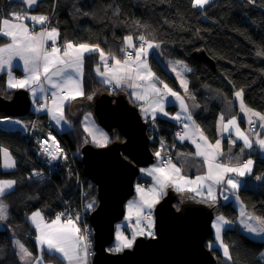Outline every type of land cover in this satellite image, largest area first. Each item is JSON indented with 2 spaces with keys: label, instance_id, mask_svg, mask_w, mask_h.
<instances>
[{
  "label": "trees",
  "instance_id": "1",
  "mask_svg": "<svg viewBox=\"0 0 264 264\" xmlns=\"http://www.w3.org/2000/svg\"><path fill=\"white\" fill-rule=\"evenodd\" d=\"M8 6H12V3L6 2L0 9L7 10ZM26 11L31 15L47 16L51 25L58 28L61 41L98 44L106 53L116 56L120 55L123 38L129 34L133 35L134 41L142 33L149 40L160 43L163 59L181 60L192 69L187 74L188 89L198 105L193 118L210 142L217 138L215 124L219 107L208 98L206 90H215L230 100L234 91L242 89L245 105L258 112L264 111V56L257 55L258 51H264V0H255L253 4L248 0H212L205 10L192 8L191 0H39ZM196 50L205 52L214 63V69L208 63L192 57ZM149 62L160 79L174 91L180 92L176 79L159 60L150 56ZM97 63L96 54L85 57L82 78L85 97L92 95L94 98L103 91L125 95L117 90L109 92L97 80L93 72ZM4 83L2 74L0 96L9 99L13 91H7ZM90 101L81 98L65 106V116L70 126L60 134L62 147L67 151L80 152V147L88 143L81 121L75 117L81 111H92ZM69 109L73 110V116H69ZM167 111L172 113L174 108L167 106ZM5 117L0 112V118ZM20 120L28 128H33L32 133L20 135L19 132L0 127V145L10 150L16 160V168L12 171L0 170V179L17 182L12 192L3 198L8 205L9 217L7 227L0 228V264H20L9 232L24 243L33 255L38 254L27 220L29 214L41 210L46 219H53L65 210V202L74 209L79 200L71 187V172L75 174V170L69 160L51 168L49 181L32 178L35 141L46 134L51 126L49 128L47 115L32 110ZM143 120L150 132L149 148L153 154L161 150V141L165 144L163 153L172 151L176 155V150L183 148L175 141L176 134L180 132L179 124L160 116L154 122L151 119L147 122L145 118ZM109 136L110 143L123 141L117 130ZM249 156L255 162L254 175H264V158L256 150H251ZM75 164L83 176L81 161ZM141 180L139 174L135 182L140 183ZM86 182L89 187L87 199L94 200L96 205V188L87 179ZM239 195L248 212L264 216V181L260 182L258 189L241 188ZM184 201L188 203L193 200ZM215 207L217 214L233 222L222 233L224 242L230 246L232 260H226L212 247L210 251L216 259L215 264H264V260L260 259V254L264 252V241L252 239L239 229L236 223L237 209L230 202L220 201L216 202ZM207 240V245L213 242V235ZM107 249H114V241ZM44 261L61 264L56 256L47 253Z\"/></svg>",
  "mask_w": 264,
  "mask_h": 264
},
{
  "label": "snow or ice",
  "instance_id": "2",
  "mask_svg": "<svg viewBox=\"0 0 264 264\" xmlns=\"http://www.w3.org/2000/svg\"><path fill=\"white\" fill-rule=\"evenodd\" d=\"M212 0H191L194 9L205 10ZM21 3L29 9L37 3V0H21ZM253 4L255 0H248ZM203 14V13H201ZM8 16L0 15V73L7 75L6 87L8 89H24L28 91L35 105L34 111L45 112L55 126L62 127L68 124L65 116V106L78 97L92 100L93 96L85 97L83 90V65L86 55L98 53L99 62L95 72L101 78L100 82L111 89L131 90L128 95L133 103H136L147 122H153L157 113L169 116L165 111V102L168 97H174L179 102L180 112L171 116V119L182 125V131L177 138L183 142L188 140L195 146V153L190 154L202 158V164L206 171L197 175L194 179L182 174L171 156H162L165 144L161 141V150L154 153L157 164L149 168L140 169L147 177H151L152 186L145 188L136 185L138 199L130 201L127 205L128 215L126 220L131 221L135 212V223L131 224V236L121 231L120 226L116 230V247L110 252L119 253L125 249L133 248L137 237L156 238L154 231L155 222L151 210L160 199L167 194V189L172 188L180 193L184 199L196 200L197 203H206L209 207H215L217 202V189L224 200L234 197V202L239 205V223L241 228L253 237L264 240V216L248 212L246 205L241 200L239 191L245 185L244 178L253 177L256 181H264V175H254V160L249 158L242 160L241 156L224 157L222 140L216 139L210 142L204 130L193 118V113L185 102V99L174 91L164 80L153 72L147 57L150 50L160 49V43L149 40L144 34L135 37L129 34L123 38V46L120 49L122 57L106 53L98 44L74 43L65 41L59 44L60 32L56 27H50L49 18L45 15H31L29 13L11 12ZM27 21L28 23H25ZM138 23V22H137ZM37 25L41 26L37 29ZM258 56H264V51H258ZM22 62V63H21ZM172 72L183 88L185 95L191 96L188 89L186 73L192 69L181 60L169 62ZM14 68H22L23 78L13 75ZM103 69V70H102ZM239 100L240 112L247 118V124L254 133V137L240 128V122L236 116L225 120V115L220 114L217 121V131L221 136L229 134L228 143L235 145L242 142L241 155L245 149H252L254 144L261 152H264V138L262 133H256L255 127L264 129V114L247 107L243 100V90L235 92ZM194 99V97H192ZM139 102V103H137ZM90 115L85 120L90 119ZM10 118H0V123L9 122ZM21 125L20 120L11 121ZM27 127V126H22ZM85 132L92 137V142L97 147H106L110 143L107 133L97 128L85 126ZM234 134V139L231 138ZM51 141V143H49ZM40 150L48 160L67 159L64 150L60 147L56 138L49 133L47 139L39 141ZM0 157H2L3 170L16 168V160L7 148L0 145ZM235 160V163L233 162ZM33 176L41 173L33 172ZM15 180L0 179V222L8 220V205L4 203V197L11 193L16 185ZM228 193V195H225ZM95 201L88 203L86 210H92ZM145 209L148 211L145 212ZM36 230V243L38 255L33 253L19 239H13L16 255L21 264H44L45 253L56 256L61 264H88L92 242L87 226L80 227L79 214L74 217L65 213H58L55 219L46 220L43 212L37 210L29 217ZM232 221L223 215H218L212 227L215 230V240L226 260L231 261L230 246L224 242L222 233L225 226H231ZM209 250L213 245L209 244ZM264 260V253L260 254Z\"/></svg>",
  "mask_w": 264,
  "mask_h": 264
},
{
  "label": "water",
  "instance_id": "3",
  "mask_svg": "<svg viewBox=\"0 0 264 264\" xmlns=\"http://www.w3.org/2000/svg\"><path fill=\"white\" fill-rule=\"evenodd\" d=\"M6 2L0 0V6ZM192 57L214 69L203 50L194 51ZM89 107L99 127L109 135L117 130L123 137V141H112L106 147L90 143L80 147L83 177L96 188V205L88 215L93 250L90 264H215L207 239L212 235L216 207L197 200L186 203L172 191L153 208L155 239L137 237L131 249L108 251L115 226L124 218L125 202L134 196L140 168L153 164L155 156L149 148L146 123L127 96L103 91ZM29 111L26 90H14L9 99L0 96V112L5 116L20 118Z\"/></svg>",
  "mask_w": 264,
  "mask_h": 264
},
{
  "label": "crops",
  "instance_id": "4",
  "mask_svg": "<svg viewBox=\"0 0 264 264\" xmlns=\"http://www.w3.org/2000/svg\"><path fill=\"white\" fill-rule=\"evenodd\" d=\"M38 1L39 0H37V2ZM7 2L12 3V6H8V9L7 10H1L0 9V15L8 16L9 19H11V17L9 16V13H11L13 11L20 12V13H26L27 12L26 10L29 9L26 5H24V4L21 3V0H8ZM35 5H33L32 8ZM25 23H28V22L25 21ZM39 27H41V26H38L37 29H39ZM65 41L66 40H62L61 41L60 38H59L58 43L59 44H63ZM0 43H3V41L2 42L0 41ZM96 55L98 56V62H99V55H98V53H96ZM150 56H152L155 59L159 60L161 62V64H162V66L164 67V69L168 73H170L176 79L175 73L172 72L171 67H169V62L170 61L174 62L173 60L163 59V57L161 55V52H160V49H158V50H150L149 56L147 57L149 65H150V62H149V57ZM117 57L118 58H121L122 57V53L120 52V55H118ZM164 61H166V62L164 63ZM95 68H96V65L93 68L94 75L97 78V80L100 82L101 78L96 75ZM83 70H84V65H83ZM188 73L185 74L186 78H187V74ZM1 75H2V73H0V76ZM13 75L15 77H17V78H23L24 73L22 71V68H14L13 69ZM4 79H5V83H4L5 84V89L7 91H14V90H16V89H8L6 87V81H7V75L6 74H4ZM176 81H177L178 86H179V89H180V92H178V93L185 99V102L189 106L190 110L193 113V117H194V115L198 111V105H197L196 101L193 100V98L191 97L192 96L191 92L189 91V93L191 94V96L185 95L184 90H183V88H181L179 81L177 79H176ZM103 85H104V87L108 88L109 92L114 91L113 89H111L110 86L105 85V84H103ZM115 90H117L118 92H123L127 96V98L129 99V101L131 103H133L132 99L128 95V92L131 91L130 89L129 90H126V91L120 90V89H115ZM27 93H28V96H29V99H30V108H31V103H32L33 100H32V97H31L30 93L28 91H27ZM206 95L208 96V98L211 101H214L218 105V107H219V112H218V115H217V118H216V124H215V126H216V134H217V138L216 139H221L222 140V147H223V150H224V157H222L221 159H226V158L235 157V156H241V159L242 160H246V159H249L250 158L249 153H250L251 150L258 151L259 154H260V156L264 158V152H261L258 149V146L255 145V144H254V146H253L252 149H245L244 154L241 155L240 148L242 147V142L241 141H237L235 145H230L228 143L229 134L228 133H223V135L221 136V134H219L218 131H217V121L219 119L220 114L223 113L225 115V120H227L228 118H231L232 116H236L238 118L239 122H240V128L242 130L248 132V134L250 136H253L254 137V133H253L252 129L247 124V118L244 116L243 113L240 112V109H239V100H237V98L235 96V91L233 92L232 99H230V100L225 99L219 92H217L215 90H209V91L206 90ZM77 99H81V97H78ZM137 103H139V102H137ZM133 104H135L137 106L136 103H133ZM167 106L173 107L174 108V111L172 113L171 112H168L167 111ZM164 107H165V111H167L169 113V116H163V115L157 113V117H159V116L160 117H165V118H167V119H169L171 121H174L176 124H179V126H180L179 129H180V132H181L183 130L182 129V125L180 123H178L177 121L171 119V116H174L175 114H177V113L180 112L179 102L176 101L174 97L169 96L168 97V100L165 102V106ZM34 108H35V105H34ZM138 109H139V107H138ZM32 111H34V109ZM139 111H140V109H139ZM34 112H36V111H34ZM43 113H45V112H43ZM68 113H69V116H73L74 115L72 109H69L68 110ZM140 113H141V111H140ZM262 114H264V113H262ZM141 115H142L143 118H145L142 113H141ZM86 116H89V114L84 113V111H81L75 117V118H79L80 119V121H81V127H82L83 131L85 132V130H84L85 129V126H87L89 128H93V127L94 128H97V125H96L93 117L90 115V119L86 121L85 120V117ZM47 117H48V115H47ZM48 122L50 123V126L52 127V129L58 131L59 133L64 132L70 126V123L69 122H68V124H63V122H62V127H57V126H55V123L50 120L49 117H48ZM254 131L256 133H262V138H264V129H261L258 126V124L255 127ZM85 134L87 135V132H85ZM231 138H233V139L235 138L234 137V134L232 135ZM175 141H176V143L178 145H180V146L183 147L182 149L179 148L178 150H176V158H175V161L173 162L178 167H181L182 174L187 175L191 179H194L197 175L204 174V172L206 171V167L202 164V158H199V157H195L193 155H190V154L195 153V151H196L195 146L192 143H190L188 140H185V141L181 142L177 138V136L175 137ZM161 155L163 156L164 153L162 152ZM233 162L235 163V160L234 159H233ZM156 164H157V158L155 156V162L153 164L149 165L148 167H144V168H149V167H152L153 165H156ZM140 175L142 176V181H144V182L147 183V187L152 186L151 177H147V176H145L141 172H140ZM244 180H245V185L243 187L244 188H252V189H256L259 186L260 182H261V181H256L254 179V176L253 177H247L246 176L244 178ZM243 187H241V188H243ZM171 191L174 192V193H177L172 188H168L167 189V192H171ZM177 194H178L179 200H181V201H184L185 200L180 193H177ZM225 195H228V193H225ZM217 197H218L217 198V201H220V202H230L237 209L238 216H237V219H236V223L238 224L239 229L245 235H247L248 237H250L252 239H255V240H262L259 237H253L252 234L246 233L241 228L240 223H239V220H240L239 211H240V209H239V205L234 202V200H235L234 197H231L230 196V199L229 200H224L223 199V196H221L220 193H219V188L217 189ZM199 199H200L199 197L196 198V200H199ZM146 211H148V210L146 209L145 212ZM31 214H29L27 216V220H28L29 224L31 225L32 232H33V237H34V240H35V243H36V239H35V237H36V230H35L34 226L32 225L31 221L29 220V217L31 216ZM53 219H55V218H53ZM53 219H46V220L51 221ZM215 220H216V218L214 219V221ZM134 223H135V219L134 218H132L131 221H129V220L125 221V224H124V228L125 229L123 231L126 232L127 233L126 235L129 236V237L131 235H130V232L128 231V227H130V229L132 231L131 224H134ZM227 227L228 226L226 225L225 228H227ZM262 241H264V240H262ZM209 244L210 243H208V246H209ZM211 244L213 245V248H216L219 251L220 255L224 258L223 251H222V249L219 248V246H218V244H217V242L215 240V232H213V242H211ZM36 245H37V243H36ZM13 246H14V243H13ZM15 251L17 252V249L16 248H15ZM37 251H38V248H37ZM38 254H36V255H38ZM18 259H19V257H18ZM20 264H21V261H20ZM44 264H52V263L51 262L44 261ZM64 264H66V262H64Z\"/></svg>",
  "mask_w": 264,
  "mask_h": 264
},
{
  "label": "built area",
  "instance_id": "5",
  "mask_svg": "<svg viewBox=\"0 0 264 264\" xmlns=\"http://www.w3.org/2000/svg\"><path fill=\"white\" fill-rule=\"evenodd\" d=\"M49 26L54 27V25H51V23ZM41 113H43V112H41ZM263 113H264V111H263ZM44 114L47 115L46 113H44ZM7 118H10V117H7ZM15 120H20V119L10 118L9 122H6L5 125L1 124L0 127L4 128L5 130L10 131V132H15V131L19 132L20 135H29L30 133H32L33 128L32 127H29V128L28 127H26V128L22 127V126H25L22 122H21V125H18L19 126L18 128H13L14 125H11V121H15ZM148 120H150V119H148ZM48 126L50 128V125H48ZM49 133H51V135L56 138V141L59 143L60 147L64 150L63 154L67 156L66 160L61 158V159H58L56 161H50V160H48V158L45 155H43L42 151L40 150L39 141L47 139ZM147 133H148V135L150 133L148 131V129H147ZM49 143H51V141H49ZM163 156H171L173 162L175 161V158H176V155L172 151H166ZM68 160L70 161V164L73 165V169L75 170V174H72V172H71V187H72L73 193L74 194L77 193L79 200H78L77 207L74 209L69 208L68 203L65 202V207H66L65 210L62 212H59V213H65L66 215H71L73 217L75 215L79 214V216H80V227L83 228L85 225L87 226L88 233H89V236H90V239L92 242V230H91V227H90L89 222H88V215H89L91 210H86V207H85L88 204L87 203V194H88L89 187L87 185L86 178L83 177L81 174H79L78 169H77L76 164H75V162L80 160V152H79V150L67 151L66 149H64L62 147V136H61V134L56 132L54 129H52V127L46 132V134L39 136L35 141L34 157H33L34 169L32 171V174H33V172H38V173H41L42 175H40V176H33L32 175V178H34V179H38V178L46 179L49 181L51 179V176H52L51 168L56 167V164H58L60 162H65V161L68 162ZM140 185L143 187H147V183L144 181L140 182ZM151 214H152V218H153L152 210H151ZM91 253L92 254L89 256V259H88V264H90V260L93 256L92 248H91Z\"/></svg>",
  "mask_w": 264,
  "mask_h": 264
},
{
  "label": "rangeland",
  "instance_id": "6",
  "mask_svg": "<svg viewBox=\"0 0 264 264\" xmlns=\"http://www.w3.org/2000/svg\"><path fill=\"white\" fill-rule=\"evenodd\" d=\"M6 5V4H5ZM4 5V6H5ZM4 6H2V7H4ZM1 7V6H0ZM1 7V8H2ZM166 61H164V63H165ZM163 63V64H164ZM237 91H239V90H237ZM236 92V91H235ZM191 97H193V96H191ZM193 100H195V99H193ZM34 109V103H33V101H32V103H31V108H30V110H33ZM84 113H87V114H91V116L93 117V113H92V111L90 112V111H84ZM93 119H94V117H93ZM95 121V120H94ZM96 123V122H95ZM96 125H97V128L99 129V130H102L103 132H105V133H107L105 130H103L101 127H99L98 126V124L96 123ZM107 135L109 136V134L107 133ZM85 136H86V138L88 139V143H90L91 145H93V146H95V147H97L93 142H92V137L91 136H89V134L87 133V135L85 134ZM109 138H110V136H109ZM5 148V147H4ZM10 151V150H9ZM10 153L12 154V152L10 151ZM12 156H13V158L15 159V157H14V155L12 154ZM0 165H2V157H1V162H0ZM140 169H142V168H140ZM0 170L1 171H12L13 169H10V170H3L2 169V167H0ZM141 172V171H140ZM137 184H139V182H135V184H134V190L136 189V185ZM140 185V184H139ZM149 187H151V186H149ZM149 187H145L146 189L147 188H149ZM259 187V186H258ZM258 187L256 188V189H258ZM136 199H138V196H137V193H136V190L134 191V196L132 197V198H130V199H128L126 202H125V215H124V218L119 222V223H117L116 224V226H115V237H116V230H117V227L118 226H120V228H121V231H123L125 228H124V224H125V221H127L126 220V216L128 215V208H127V205H128V203L130 202V201H134V200H136ZM89 199H87V203H91L92 201H88ZM146 210V209H145ZM35 212V211H34ZM218 215H220V214H216L215 215V217H214V219L218 216ZM132 218H134L135 219V212H133V217ZM214 219L212 220V224H213V221H214ZM212 224H211V227H212ZM0 226L2 227V228H4V227H7L6 226V221H4V222H0ZM0 227V228H1ZM128 231L130 232V235H131V229H130V227H128ZM124 232V231H123ZM213 232H215L214 231V229H213V227H212V235H213ZM9 234H10V237H11V240H12V242H13V239L15 238V239H17L16 238V236L15 235H13L11 232H9ZM124 234L126 235L127 233L126 232H124ZM114 237V248L116 247V244H117V241H116V238Z\"/></svg>",
  "mask_w": 264,
  "mask_h": 264
},
{
  "label": "bare ground",
  "instance_id": "7",
  "mask_svg": "<svg viewBox=\"0 0 264 264\" xmlns=\"http://www.w3.org/2000/svg\"><path fill=\"white\" fill-rule=\"evenodd\" d=\"M198 10V9H197ZM5 125L6 124V122L5 123H0V125ZM11 125H14L13 126V128H18L19 126L17 125V124H15V123H13V122H11Z\"/></svg>",
  "mask_w": 264,
  "mask_h": 264
}]
</instances>
